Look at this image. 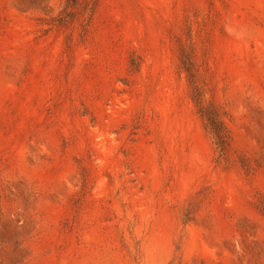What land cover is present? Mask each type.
<instances>
[{
  "label": "rangeland",
  "instance_id": "1",
  "mask_svg": "<svg viewBox=\"0 0 264 264\" xmlns=\"http://www.w3.org/2000/svg\"><path fill=\"white\" fill-rule=\"evenodd\" d=\"M0 264H264V0H0Z\"/></svg>",
  "mask_w": 264,
  "mask_h": 264
}]
</instances>
